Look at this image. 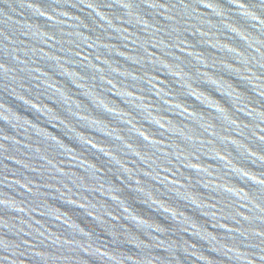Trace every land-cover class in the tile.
Masks as SVG:
<instances>
[{
  "label": "water",
  "instance_id": "95a60500",
  "mask_svg": "<svg viewBox=\"0 0 264 264\" xmlns=\"http://www.w3.org/2000/svg\"><path fill=\"white\" fill-rule=\"evenodd\" d=\"M0 264H264V0H0Z\"/></svg>",
  "mask_w": 264,
  "mask_h": 264
}]
</instances>
